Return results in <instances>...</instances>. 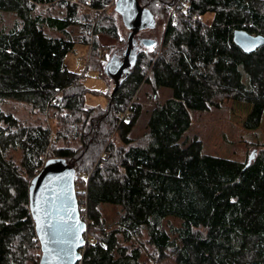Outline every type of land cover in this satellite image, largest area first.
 I'll return each instance as SVG.
<instances>
[{
	"label": "trees",
	"instance_id": "trees-1",
	"mask_svg": "<svg viewBox=\"0 0 264 264\" xmlns=\"http://www.w3.org/2000/svg\"><path fill=\"white\" fill-rule=\"evenodd\" d=\"M112 1L0 0V8H16L10 30L0 29V264H40L29 188L54 158L75 171V188L88 177L84 197L76 191L89 221L78 264H162L169 256L175 264H264V145L240 163L206 155L197 136L181 144L176 135L192 128L188 105L201 112L227 100L264 107V46L247 54L234 42L237 30L264 37V0H139L155 17L150 31L157 21L166 25L162 44L135 46L137 61L120 89L109 90L107 108H91L84 76L65 61L77 45L90 47L91 59H111L114 45L102 50L100 39L121 42ZM57 7L63 18L47 15ZM90 69L114 83L105 69ZM143 85L155 104L136 142L130 134L142 115L135 98ZM163 88L182 99L158 102ZM9 102L27 105L31 118L6 112ZM104 206L119 209L114 220ZM169 217L182 221L171 230L175 241L163 226Z\"/></svg>",
	"mask_w": 264,
	"mask_h": 264
},
{
	"label": "rangeland",
	"instance_id": "rangeland-1",
	"mask_svg": "<svg viewBox=\"0 0 264 264\" xmlns=\"http://www.w3.org/2000/svg\"><path fill=\"white\" fill-rule=\"evenodd\" d=\"M3 1V0H2ZM116 0H113L108 6L109 11L115 10ZM1 6V5H0ZM16 8L13 5L8 8H0V29L8 31L15 21ZM183 11H186L185 8ZM47 15L63 18L65 16V10L63 8H51L46 11ZM92 16V20L94 19ZM117 22L119 25V34L121 42L116 44L111 40L100 39L102 50H105L109 45H114L112 49H107L109 58L113 55H117L120 60H123V53L128 46V34L129 31L123 26L121 17L117 15ZM212 19V15H207L204 20L206 23ZM164 22L157 21L155 30H145L137 36V48L139 51L146 50L142 47L141 41L154 40L157 42V46L160 47L162 44V37L165 29ZM44 32L54 38L65 37V35L58 33L54 30L45 28ZM68 34L72 39H77L79 30L77 28H71L68 30ZM145 40V41H146ZM91 48L88 46L77 45L75 51L71 52L66 58V65L72 72L84 76L83 82L88 89L86 96V105L88 107H100L106 109L108 106V92L114 90V83L101 78L99 72L94 69L86 71L88 65L96 66L104 73V69L108 63L103 61L105 59H99V57H90ZM81 59L82 61H79ZM88 60L87 64L85 60ZM91 62V63H90ZM158 102L164 103L168 99H182L180 92L171 89H160L158 90ZM135 103L140 105L142 108V115L139 118L137 125L133 132L130 134V138L136 142H140L142 138L147 134V122L149 119L150 112L152 111L155 100L153 99V90L150 85H143L138 92ZM192 116V128L187 133H178L177 138L181 144H184L188 140H191L197 136L202 140L204 145V153L206 155L233 160L236 162H246L248 155L250 154L253 146L264 145V107L250 105L242 102H235L227 100L222 103L220 109H211L209 112H201L192 106H187ZM6 112L14 114L16 117L27 120L31 118L29 107L22 103L9 102L3 107ZM115 141L117 139L115 138ZM119 143V142H118ZM55 159V158H54ZM88 177L79 179L76 191H78L84 197L85 187L87 186ZM77 193V192H76ZM82 209H85V201L83 202ZM80 208V207H79ZM81 210V208H80ZM104 215L111 221L114 220L119 209L112 206L103 207ZM81 214V213H80ZM87 225L89 221H85ZM182 225L180 219L169 217L167 218L163 226L165 230L170 234L172 240H176L177 236L173 235L171 230L178 229ZM152 252L150 249L142 258V261L146 262L150 258L149 253ZM162 264H175V257L169 256V259Z\"/></svg>",
	"mask_w": 264,
	"mask_h": 264
},
{
	"label": "water",
	"instance_id": "water-1",
	"mask_svg": "<svg viewBox=\"0 0 264 264\" xmlns=\"http://www.w3.org/2000/svg\"><path fill=\"white\" fill-rule=\"evenodd\" d=\"M115 10L130 31L123 60L113 55L105 67V74L115 83L113 96L121 87L125 72L137 61L136 36L153 29V13L141 6L139 0H117ZM149 43V41H144ZM235 44L251 54L264 46V37L243 30L234 32ZM254 152L249 156L251 163ZM30 213L40 242V264H78L86 246L88 225L82 221L75 188V171L63 159L47 161L32 180L29 188Z\"/></svg>",
	"mask_w": 264,
	"mask_h": 264
},
{
	"label": "built area",
	"instance_id": "built-area-1",
	"mask_svg": "<svg viewBox=\"0 0 264 264\" xmlns=\"http://www.w3.org/2000/svg\"><path fill=\"white\" fill-rule=\"evenodd\" d=\"M79 61H82V60L79 59ZM85 61H86V64H87L88 60L86 59ZM108 157H109V153H108L106 150H104L103 153H102V155H101V158H102L103 160H106V159H108ZM86 241H87V240H86Z\"/></svg>",
	"mask_w": 264,
	"mask_h": 264
}]
</instances>
